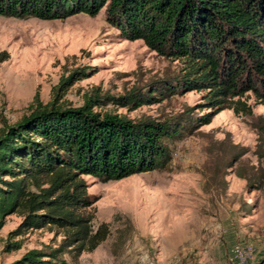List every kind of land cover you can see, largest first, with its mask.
Masks as SVG:
<instances>
[{
  "label": "rangeland",
  "instance_id": "obj_1",
  "mask_svg": "<svg viewBox=\"0 0 264 264\" xmlns=\"http://www.w3.org/2000/svg\"><path fill=\"white\" fill-rule=\"evenodd\" d=\"M182 64L126 40L104 18L76 13L63 19L0 16V128L30 110L36 93L45 103L52 88L75 68H86L62 94L64 103L80 105L85 94L123 95L135 90L159 97L154 103L96 107L130 120L161 121L208 111L202 90L162 95L160 85H174ZM162 81V83H161ZM250 114L222 109L210 122L184 129L167 143L161 169L117 180L83 176L94 202L84 209L93 230L105 223L108 233L95 248L67 264H264V103L243 97ZM19 212L0 226V264L29 249L55 247L65 229L44 226L12 237ZM20 247L7 250L6 241Z\"/></svg>",
  "mask_w": 264,
  "mask_h": 264
},
{
  "label": "trees",
  "instance_id": "obj_2",
  "mask_svg": "<svg viewBox=\"0 0 264 264\" xmlns=\"http://www.w3.org/2000/svg\"><path fill=\"white\" fill-rule=\"evenodd\" d=\"M102 7L121 37L141 40L158 55L181 62L176 83L161 81L160 94L202 90L209 110L192 117L188 108L180 119L154 121L96 109L152 104L159 98L153 90L91 92L71 106L61 97L72 80L85 76L86 68L79 67L60 79L47 102L35 93L29 112L0 128V226L5 216L19 212L12 237L50 225L65 234L55 247L29 249L9 264H67L63 254L77 256L104 240L106 224L93 230L92 215L84 212L94 200L83 176L104 182L161 169L167 143L184 129L209 123L222 109L250 114L242 99L246 93L264 103V0H0V16L63 19L92 16ZM4 247L18 249L20 241H6Z\"/></svg>",
  "mask_w": 264,
  "mask_h": 264
}]
</instances>
